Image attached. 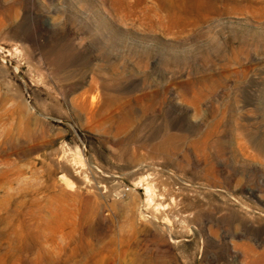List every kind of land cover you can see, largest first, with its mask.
Wrapping results in <instances>:
<instances>
[{
  "label": "rangeland",
  "instance_id": "374dc122",
  "mask_svg": "<svg viewBox=\"0 0 264 264\" xmlns=\"http://www.w3.org/2000/svg\"><path fill=\"white\" fill-rule=\"evenodd\" d=\"M217 1L0 0V264H264V0Z\"/></svg>",
  "mask_w": 264,
  "mask_h": 264
},
{
  "label": "bare ground",
  "instance_id": "6f19581e",
  "mask_svg": "<svg viewBox=\"0 0 264 264\" xmlns=\"http://www.w3.org/2000/svg\"><path fill=\"white\" fill-rule=\"evenodd\" d=\"M241 2H242V0H241ZM247 2H249V1H247ZM163 4H165L166 6L172 8V9L176 8V5H177V3H174V2H172L170 4L167 2H164ZM179 7L190 9V10H192V9H197V10L205 9V10L212 11L218 7V1L217 0H184V1L181 0V2H179Z\"/></svg>",
  "mask_w": 264,
  "mask_h": 264
}]
</instances>
